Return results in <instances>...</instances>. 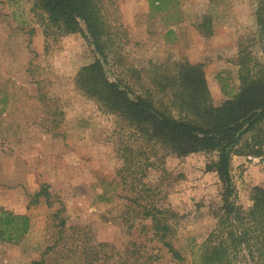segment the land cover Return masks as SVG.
<instances>
[{
	"label": "rangeland",
	"instance_id": "rangeland-1",
	"mask_svg": "<svg viewBox=\"0 0 264 264\" xmlns=\"http://www.w3.org/2000/svg\"><path fill=\"white\" fill-rule=\"evenodd\" d=\"M94 1L111 79L157 107L164 95L157 82L180 63L203 64L221 104L239 92L240 47L264 61L257 22L264 0H170L166 10L151 0ZM48 21L37 0H0V208L29 221L18 241L0 239V264H194L222 205L219 176L208 171L214 155L170 154L144 177L179 214L178 261L150 221L133 220L126 197L139 170L128 171L123 156L125 145H137L130 129L76 85L81 69L102 57L94 39L84 23L85 33L65 34ZM259 157L232 161L244 210L253 188L264 187Z\"/></svg>",
	"mask_w": 264,
	"mask_h": 264
},
{
	"label": "trees",
	"instance_id": "trees-1",
	"mask_svg": "<svg viewBox=\"0 0 264 264\" xmlns=\"http://www.w3.org/2000/svg\"><path fill=\"white\" fill-rule=\"evenodd\" d=\"M151 1L153 8L164 10L170 3V0ZM37 8L48 14L49 24L60 33H85L86 29L102 56L81 69L76 85L94 99L103 112L121 119L137 144L123 148L128 171L133 167L139 170L135 172L138 175L131 173L134 174L128 190L131 195L126 197L133 208V220L150 221L154 236L176 260L184 261L174 242L179 214L163 206L162 191L145 183L144 177L170 154L179 157L199 152L214 155L208 171L219 176L222 205L214 210L216 226L199 247L194 264H264V187L253 188V204L244 210L232 174L236 155H264V61L240 47V89L221 104L213 100L204 65L180 63L173 77L157 82L164 94L162 106L157 107L154 101L134 94L121 80L111 79L106 68L105 29L98 3L94 0H37ZM257 22L264 41V1L259 2ZM163 172L169 174L165 168ZM139 174L142 176L138 177ZM42 194L50 195L46 188ZM28 224L27 218L0 208L1 240L18 241ZM33 264L44 263L42 260ZM133 264L140 261L137 259Z\"/></svg>",
	"mask_w": 264,
	"mask_h": 264
},
{
	"label": "built area",
	"instance_id": "built-area-1",
	"mask_svg": "<svg viewBox=\"0 0 264 264\" xmlns=\"http://www.w3.org/2000/svg\"><path fill=\"white\" fill-rule=\"evenodd\" d=\"M254 160H255L256 162H262V160H264V156H261V157H259V158H254Z\"/></svg>",
	"mask_w": 264,
	"mask_h": 264
}]
</instances>
